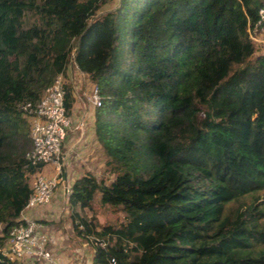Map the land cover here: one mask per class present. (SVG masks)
<instances>
[{"label":"trees","instance_id":"trees-1","mask_svg":"<svg viewBox=\"0 0 264 264\" xmlns=\"http://www.w3.org/2000/svg\"><path fill=\"white\" fill-rule=\"evenodd\" d=\"M109 1L0 0V247L35 170L17 103H36L71 63L97 90L93 134L111 175L69 186L91 264H264V53L250 38L261 1L114 0L103 11ZM95 194L121 218L78 214Z\"/></svg>","mask_w":264,"mask_h":264},{"label":"built area","instance_id":"built-area-1","mask_svg":"<svg viewBox=\"0 0 264 264\" xmlns=\"http://www.w3.org/2000/svg\"><path fill=\"white\" fill-rule=\"evenodd\" d=\"M260 1L261 6L257 9V14L259 20H264V0ZM79 74L81 77L84 76L80 71ZM64 84L65 78L58 74L44 88L36 103L31 104L28 101L17 103L18 109L27 118L29 124L31 148L25 153V160L35 170L28 177L31 193L18 217L22 222L9 230L3 246L0 247V253L11 261L59 264L47 247L53 242V238L42 231L41 223L25 218L24 212L48 204L54 187L62 180V141L69 130H81L83 127L82 121L73 123L69 115L65 113ZM87 101L90 107L99 106V96L94 87L88 93ZM47 164L53 168L54 176L52 177H47L41 172V168ZM64 192L68 196L70 188L65 187Z\"/></svg>","mask_w":264,"mask_h":264},{"label":"rangeland","instance_id":"rangeland-1","mask_svg":"<svg viewBox=\"0 0 264 264\" xmlns=\"http://www.w3.org/2000/svg\"><path fill=\"white\" fill-rule=\"evenodd\" d=\"M113 1L114 0L106 3L102 7V10L104 11V10L111 8ZM251 38L253 39V44H254L253 54L254 55L263 54L264 53V25L260 26L257 29H254L251 33ZM69 66H72L71 63H69ZM71 73L73 72L71 71ZM75 74L77 77L75 76L74 77L77 80H75V83H74L75 84L74 94H76L80 102H81V98H84L85 100L84 106L86 107L87 110L89 109V111L91 112V117H92L95 107L93 108L92 106L91 107L89 106V103L87 101V95L88 93L91 92V88L93 87V85L89 81H87V79L84 76L81 77L80 75H78L77 72ZM65 84H67L66 81H65ZM84 106L81 104L82 108ZM94 146L95 148L92 149L93 151L92 157L94 158V160L88 166V172H90L96 179H103L105 182H108L111 178V175L108 174V172L103 166L104 156L98 144L96 143L94 144ZM62 150L63 148L61 146V152ZM67 165L68 164L66 162L64 165V161L61 163V173L63 172V167L64 166L67 167ZM67 181L69 182V178H67ZM58 189H60V186L54 187L53 191L58 190ZM64 189L65 187L61 189V198L59 199V202L55 206L57 208L55 219L40 220L42 222V225H46L47 227H49V229L53 230L57 237V242L54 244V241H53L47 247L49 248L51 255L57 258L59 264L61 263H60L58 256H61L62 253L61 251H57V245L59 246L60 244H62L63 249L66 248L65 251L69 252L72 255L74 253L75 254L74 256L80 257V262L82 264H89L87 260H88L89 252L91 251V248H90V245L85 240L76 236L71 228V222H70L71 210L69 209V206L67 203V195L65 194ZM90 206L91 207L89 209L87 208L80 209L77 207L75 210L77 211L78 214L88 218V220H93L97 225L113 224L116 222V220H119L121 218V213L114 210L109 205L100 206L97 203V194H95V196L93 197ZM42 207H39V208H42ZM62 247L59 246V249H61ZM22 264H41V263L37 261L36 262L23 261Z\"/></svg>","mask_w":264,"mask_h":264},{"label":"crops","instance_id":"crops-1","mask_svg":"<svg viewBox=\"0 0 264 264\" xmlns=\"http://www.w3.org/2000/svg\"><path fill=\"white\" fill-rule=\"evenodd\" d=\"M253 31V30H252ZM252 33V32H251ZM250 33V36H251ZM72 65V64H71ZM71 71L73 73H71ZM79 74V71L76 69L74 65L69 66L67 71V77H65V81L67 83H70L71 86V96L73 98V103L70 109L69 117L73 123H76L78 121L83 122L82 129H71L66 133L65 138L62 141V152H61V158L62 162L64 161L68 164L67 167H63V172L61 173L62 180L55 186H60V189L54 190L48 204H46L42 208H34L29 209L24 212V217L33 219L36 221L43 220V219H55V214L57 208L55 207L56 204L59 202V199L61 198V189L64 187H69L71 182L79 177L82 172L88 171V166L90 163L94 160L93 151L92 149L95 148L94 144H96V141L94 139L93 134V116L91 117V112L89 109L87 110L84 106L85 100L84 98H81L80 100L77 98L76 94H74L75 89V80H77L75 77L76 74ZM75 76V77H74ZM79 80V79H78ZM81 104L84 106L81 107ZM90 106V105H89ZM90 108V107H89ZM42 174H44L47 177L54 176L53 168L50 164H47L41 168ZM67 178H69V182L67 181ZM42 231L51 236L53 238L54 244L57 242L56 234L53 230L49 229L46 225H41ZM62 247V244L59 245ZM59 246L57 245V251H61L62 255L58 256L61 264H71V263H78L82 264L80 262V257L74 256L73 253L70 254L69 252L65 251L63 247L59 249ZM91 254L92 251L89 252V257L87 262L91 264ZM78 257V258H77ZM82 261V260H81ZM83 262V261H82Z\"/></svg>","mask_w":264,"mask_h":264}]
</instances>
